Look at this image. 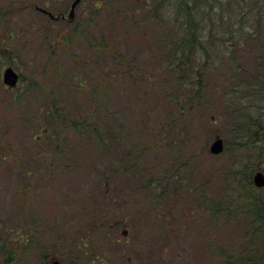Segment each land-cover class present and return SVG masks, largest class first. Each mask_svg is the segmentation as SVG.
Segmentation results:
<instances>
[{
  "label": "trees",
  "instance_id": "16d2710c",
  "mask_svg": "<svg viewBox=\"0 0 264 264\" xmlns=\"http://www.w3.org/2000/svg\"><path fill=\"white\" fill-rule=\"evenodd\" d=\"M149 1L146 0V4L138 8H132V14L136 16L141 9L150 10L147 11L151 13L147 18L143 15L146 23L153 27H164L161 31L164 34L161 60L166 61L165 71L164 74H153L147 64L137 63L133 66L134 73H137L136 79L130 78L133 69H128L125 74L134 87L154 90L157 99L162 95L170 108L164 112L163 118L156 120L155 130L150 135L136 125V120L127 122V125L118 120L116 113L111 112L104 103L110 94L109 90L123 85L118 82L119 74L113 71L114 66L111 64L115 62L112 59L116 56L113 53L116 46L113 44L110 48V44L104 45L103 49L111 53L104 59L105 62H100L106 54L99 52L95 44H89L88 48L93 51L95 59L90 64L88 62L81 65L84 70L81 76H74L75 80L72 81L70 77H65V72L56 75L54 80L57 88H50L51 92L44 93L45 102L41 104V111L33 113L31 119L29 117L28 120H23L27 121L23 144L13 150L24 154L23 190L27 194V188H31L29 184L38 188L39 183L54 184L63 178L64 183H70L69 177L83 169V164L92 171L99 170V190L92 191L96 201L89 196L85 203L100 206L107 195L109 201L117 202L125 188L135 189L137 186L136 193L145 195L146 200L133 203L132 211L127 213L131 216L127 225L131 228L134 241L142 239L140 236L146 237L160 232L164 239L155 241L162 247V255L165 257V251L174 241L180 240L186 229L181 223L185 203L192 204L191 211H195L194 219L202 231L207 224L216 223L213 220L219 215L225 216L229 212L226 208L230 207L214 204L209 200L211 198H208L207 193L211 188L210 179L205 178L204 173L199 174L198 169L188 168L190 165L187 159L195 157H191V154L186 157L185 153V148L196 135L189 129L194 111L211 105L210 109L215 110L217 118L227 114L237 133L243 132L238 137H245V141H235L236 148L247 152L249 160L243 166L247 173L243 172L236 186L240 183L245 186L247 193L244 204L248 208L246 215L253 219L247 221L249 233H244L242 238L245 243H212L208 249V254L209 251L212 254L204 264H262L264 186L254 187L250 172L258 166L257 163L262 158V136L258 131L264 130V124H258L255 119L264 110V29L261 30L264 27V0H152V3H147ZM240 2L248 8V30L244 29V24L232 28L239 23L235 18L237 13L233 14L234 19L228 26L223 28V24L217 23L225 16L222 11L237 6ZM216 5L218 12L214 9ZM96 6L101 8L102 1ZM141 15L142 13L139 16ZM231 16L228 15L227 19L230 20ZM117 18L119 17L116 14L109 13L108 19L115 22ZM89 20L86 24L90 25L92 23ZM118 22L123 24L122 20ZM101 23L102 21H98L92 25L99 26ZM220 29L230 34L226 37L229 44L217 46L216 32ZM215 49L217 54L213 56L214 59L223 57L232 64L219 73L220 82L212 83L207 71L215 69L211 57ZM116 58L117 64H124L122 54ZM240 61L254 63L253 69L244 71L243 68L241 71ZM86 68H90V71ZM44 70V73H48V68ZM49 73H54V69ZM87 83L88 90L85 89ZM241 99L245 103L237 104ZM86 102L90 104L88 110ZM219 106L221 110L217 109ZM227 109L233 111L224 112ZM248 110H255L256 116L249 114ZM32 119L34 122L29 124L28 121ZM143 134L149 137L142 140ZM27 140L30 142L27 143ZM5 149L0 148L1 157L4 153L9 154V148ZM91 149H96L101 156L91 159V164L88 165L81 154L82 150L86 152ZM155 166L161 170L155 171ZM259 167L264 169V163H260ZM2 168L5 170L6 167ZM233 174L241 175L237 169ZM70 198L69 196L67 201L73 203L74 198ZM167 203L172 205L171 210H163L162 216L153 214L158 215V210L161 211ZM128 216L124 215L122 222H126ZM256 222L259 225L251 224ZM32 232L35 233L36 228ZM21 254L23 222L16 224L12 218L0 220V264H20L19 261L23 259L19 257Z\"/></svg>",
  "mask_w": 264,
  "mask_h": 264
},
{
  "label": "rangeland",
  "instance_id": "374dc122",
  "mask_svg": "<svg viewBox=\"0 0 264 264\" xmlns=\"http://www.w3.org/2000/svg\"><path fill=\"white\" fill-rule=\"evenodd\" d=\"M46 1L51 8H55H52L54 12L57 8L55 0H23V38L19 34L22 28V23L20 24L22 16L18 15L20 12H8L0 16V148H9V154L4 153L2 157L0 155L2 165L0 166V220L12 218L16 224L23 222V254L19 256L23 259L19 263L49 264L53 259H58L61 264H204L212 254L210 251L208 254L212 243L222 245H231L239 241L245 243L242 238L244 233H249L247 221L253 218L246 215L248 208L244 204L247 193L245 186L240 183L237 187L236 182L242 177L243 172L247 173L243 166L245 162L248 164L249 160L247 152L235 146L237 143L235 141H245V137H238L243 132L237 133L236 128H233L232 119L227 114L217 118L214 114L215 110L210 109L211 105L205 109L201 108L200 111H194L189 129L196 135L185 148V153L186 157L190 154L191 157H195L187 159L190 165L188 168L191 170L194 167L199 170V174L204 173V177L210 179L211 188L207 193L208 198H211L209 200L214 204L230 207L226 208L229 212L225 216L219 215L213 220L216 223L207 224L206 229L202 231L197 220L194 219L195 211H191L192 204L185 203L181 223L186 229L181 234L180 240L174 241L165 251V257L162 255V247H159L155 241L162 238L160 232L154 235L146 234V237L140 236L142 239L134 241L131 228L127 225L131 220V216L129 217L127 213L132 211L133 203L146 200L145 195L136 193L137 186L135 188L133 185L135 189L125 188L120 196L121 199L117 202L109 201L107 195L101 205L98 203L100 206L85 203L87 201L85 199L89 200L93 197V190H99L97 185L99 170L92 171L83 164V169L69 177L70 183H64L63 178L54 184L39 183L38 188L29 184L31 188H27V194L24 192V154L13 152L21 143L23 144V133L27 122L23 120H28L29 117L31 119L33 113L41 111V104L45 102L44 93L51 92L50 88H57V82L54 80L56 75L65 72V77H70L72 81L75 80L74 76L76 78L81 76L84 72L81 65L88 62L90 64L95 59L92 55L93 51L88 48L89 44H95L99 52L106 54L100 62H105L104 59L111 53L103 49V46L107 44L111 45L110 48L113 44L116 46L114 48L116 51H113L116 56L114 55L115 59H112L115 62L111 64L114 66L113 71L119 74L118 82L123 85L109 90L108 99L105 98L106 101L103 102L111 112L116 113L118 120H122L126 125L127 122L136 120V125L150 135L155 130L156 120L163 118L164 112L170 108L162 95H158L157 99L154 90L134 87L125 74V71L128 69L131 71L137 63L147 64L153 74H164L165 71L166 61L161 60L164 38L161 31L164 27L161 25L153 27L146 23L143 15L147 18L151 14L147 11L150 10L141 9L136 16L132 14V8L146 4V0H80L75 6L72 20L65 18L56 22H51L46 15L32 6L44 5ZM101 1L102 7L97 8L96 5ZM10 2L0 0V7L7 6ZM147 3H152V0ZM214 9L217 12L219 10L217 5ZM68 10L69 3L65 9L66 16ZM109 13L116 14L119 18L113 22L108 19ZM221 13L225 16L217 23L223 24V28L233 21V14L237 13L235 18L239 23L232 28L244 24V29H249L248 8H245L243 3L229 7ZM228 15H232L230 20L227 19ZM9 18L12 19L10 23L6 22ZM88 19L92 24H97L98 21L102 23L98 24L99 26L89 25L86 24ZM119 20H122L123 24L118 22ZM221 29L216 32L217 46L229 44L226 37L230 34ZM263 29L264 27L261 30ZM9 32L14 33V38L10 37ZM262 40L264 41V31ZM6 46H9L8 49H4ZM119 54L125 59L123 65L117 64L116 57ZM159 54L160 57H157ZM215 54H217L216 49L211 55L215 69L207 71L212 83L220 82L219 73L227 70L232 64L223 57H217L215 60L213 57ZM218 54L220 55V52ZM127 64L129 67H126ZM240 64L241 71L243 68L244 71H250L254 67L252 62L240 61ZM7 65L21 69L22 77L12 88L5 87L1 79L2 70ZM44 68H48V73H44ZM52 69L54 73H49ZM86 70L90 71V68ZM130 75L131 79H136L137 73H134L133 69ZM88 85L89 83L85 86L86 90ZM218 93L221 92L218 90ZM232 98L236 100L235 96ZM241 103H245V100L241 99L237 104ZM89 105L88 102L85 103L87 110ZM217 109L221 110V107ZM228 111L233 109L224 112ZM248 111L249 114L256 116L255 110ZM33 120L28 121L29 124L34 122ZM255 122L264 124V110ZM258 132L262 136L260 145L262 158L257 163L258 166L251 170V179L255 170L260 169L264 172V169L259 167L260 163H264V130ZM143 136L142 140L149 137L144 134ZM216 136L223 138V150L219 154H211L208 148ZM29 142L30 140H27V143ZM21 148L23 150V145ZM94 150L86 152L82 150L81 156L88 165L91 164V159L101 156L96 149ZM3 166L6 167L5 170ZM235 169L239 170L241 175H234ZM159 170L161 168L155 166V171ZM262 195L264 196V191ZM69 196L74 198L73 203L67 201ZM93 198L95 202L96 199ZM168 209H172L169 203L161 211L158 210V215L153 214L162 216L163 210ZM124 215L128 216L126 222H122ZM251 224L257 226L259 222ZM34 228H36L35 233L32 232ZM125 229L127 233L124 232Z\"/></svg>",
  "mask_w": 264,
  "mask_h": 264
},
{
  "label": "flooded vegetation",
  "instance_id": "af4514ba",
  "mask_svg": "<svg viewBox=\"0 0 264 264\" xmlns=\"http://www.w3.org/2000/svg\"><path fill=\"white\" fill-rule=\"evenodd\" d=\"M8 1H11L10 3H8V5L7 6H3V7H0V16L2 15V14H6V13H11V12H16V13H18V12H20V13H18V15H20V16H22V20L20 19V24H21V29H20V32L21 33H19V34H21V36H22V38H23V0H8ZM55 1H57V8H56V10H54V12H53V10H52V8H54V7H50V5L48 4L49 2L48 1H46V2H44V5H37V4H33L32 6L34 7V9L35 10H37V11H40L42 14H44V15H46L48 18H49V20L51 21V22H56V21H58V20H63V19H65L66 18V14H65V9H66V6H67V4L69 3V9H70V6H71V3L73 2V0H55ZM71 1V2H70ZM31 6V7H32ZM50 7V8H49ZM43 9H45V10H43ZM55 9V8H54ZM47 11H50L54 16L53 17H51V16H49V14H48V12ZM69 11V10H68ZM67 14H68V12H67ZM74 15H75V12H74ZM19 18H21V17H19ZM73 18H74V16H73ZM73 18H70V19H68V20H72ZM11 18H9L8 20H6V22H8V23H10L11 22ZM22 21V22H21ZM5 22V21H4ZM9 30V29H8ZM7 30V31H8ZM9 35H10V37L11 38H14V33H12V32H9ZM9 47V46H8ZM8 47L6 46V47H4V49H8ZM8 66V65H7ZM15 70H16V72H17V74H18V81L20 80V78L22 77V75H21V69H18V68H16V67H14V66H12ZM5 68V67H4ZM4 68H3V70H4ZM3 70H2V73H3ZM18 81H17V83H18ZM16 83V84H17ZM7 85H5V87H6ZM8 87V86H7ZM10 88H12V87H10ZM124 232H126L127 233V230H124Z\"/></svg>",
  "mask_w": 264,
  "mask_h": 264
},
{
  "label": "water",
  "instance_id": "95a60500",
  "mask_svg": "<svg viewBox=\"0 0 264 264\" xmlns=\"http://www.w3.org/2000/svg\"><path fill=\"white\" fill-rule=\"evenodd\" d=\"M79 1L80 0H73V2L71 3L67 16L69 19L73 18L75 6L78 4ZM47 12L51 17H53V14L50 11ZM17 79H18V74L15 71V69L12 66H7L2 74V82L9 86H14L17 82ZM223 145H224L223 138L221 136H216L211 141L208 150L211 154H219L223 150ZM252 181L256 187L264 186V172L260 169L255 170L252 175ZM49 264H61V263L58 259H53Z\"/></svg>",
  "mask_w": 264,
  "mask_h": 264
}]
</instances>
